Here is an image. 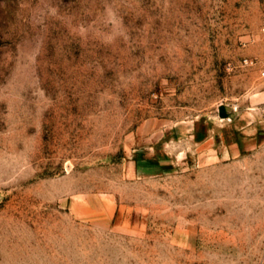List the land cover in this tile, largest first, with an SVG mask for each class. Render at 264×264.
Instances as JSON below:
<instances>
[{
	"label": "rangeland",
	"instance_id": "obj_1",
	"mask_svg": "<svg viewBox=\"0 0 264 264\" xmlns=\"http://www.w3.org/2000/svg\"><path fill=\"white\" fill-rule=\"evenodd\" d=\"M263 26L264 0H0V264H264Z\"/></svg>",
	"mask_w": 264,
	"mask_h": 264
},
{
	"label": "built area",
	"instance_id": "obj_2",
	"mask_svg": "<svg viewBox=\"0 0 264 264\" xmlns=\"http://www.w3.org/2000/svg\"><path fill=\"white\" fill-rule=\"evenodd\" d=\"M263 29H264V26H263ZM243 61H244V63H248V64H250V63H253V60L252 59H250V58H248V57H245L244 59H243ZM261 76L262 77H264V66H263V68L261 69Z\"/></svg>",
	"mask_w": 264,
	"mask_h": 264
},
{
	"label": "water",
	"instance_id": "obj_3",
	"mask_svg": "<svg viewBox=\"0 0 264 264\" xmlns=\"http://www.w3.org/2000/svg\"><path fill=\"white\" fill-rule=\"evenodd\" d=\"M227 107L223 106L222 109H221V113L223 115H230V116H234L235 115V111H232V112H227Z\"/></svg>",
	"mask_w": 264,
	"mask_h": 264
}]
</instances>
